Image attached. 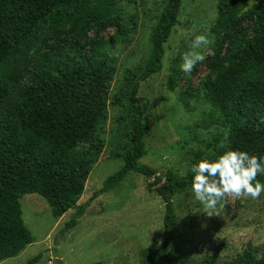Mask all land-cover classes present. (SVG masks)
<instances>
[{
    "label": "trees",
    "instance_id": "trees-1",
    "mask_svg": "<svg viewBox=\"0 0 264 264\" xmlns=\"http://www.w3.org/2000/svg\"><path fill=\"white\" fill-rule=\"evenodd\" d=\"M248 1H219L212 28L216 45L212 75L203 83L209 107L196 126L206 132L215 130L214 139L221 141L227 132L226 147L259 156L264 155V3L246 13L253 22V36L249 37L238 27ZM119 3L0 0V264L19 256L35 242L22 218L23 196H41L57 220L76 210L63 231L68 233L99 196L121 184L130 173L148 179L157 174L155 169L140 164L148 154L145 137L149 128L144 118L149 104L138 97L139 84L162 72L164 46L178 25L182 0L166 1L140 76L127 72L130 91L120 101L129 105L132 145L123 157V167L90 200L78 206L105 147L97 133L108 119L110 92L119 64L111 49L120 44L128 50L138 33V19H125ZM104 23L115 27V35L86 48L84 42L92 41L87 31L93 24ZM44 33L63 37L26 66L33 44ZM24 71L27 80L6 92L14 75ZM180 79L178 71L170 75V92H176ZM186 106L190 108V104ZM190 177V171L184 177L170 173L156 189L165 206L162 255L156 258L150 250H144L142 264H182L172 250L180 224L173 199L191 189ZM257 178L262 180V176ZM41 260L39 254L26 264H39ZM218 262L219 253H215L207 263ZM225 264H264V252L259 254L250 247Z\"/></svg>",
    "mask_w": 264,
    "mask_h": 264
},
{
    "label": "rangeland",
    "instance_id": "rangeland-1",
    "mask_svg": "<svg viewBox=\"0 0 264 264\" xmlns=\"http://www.w3.org/2000/svg\"><path fill=\"white\" fill-rule=\"evenodd\" d=\"M167 0H119L121 15L125 19H138V33L133 45L125 50L116 45L111 53L118 57V72L111 88L108 119L97 137L105 147L99 162L92 170L85 193L78 206L85 204L99 192L106 180L118 173L124 165L123 157L131 148L129 105L120 97L130 91L127 72L140 76L151 54V35L165 8ZM220 0H182L178 25L165 44L162 72L139 84L138 97L149 104L144 123L149 132L145 137L147 156L142 166L156 170L153 178L130 173L124 181L99 196L87 209L76 227L63 233L76 210L63 218L53 217L48 203L37 194L20 199L22 218L35 242L19 256L1 264H26L42 254L39 264H142L141 253L150 250L156 258L162 255L163 221L165 206L156 194L165 178L174 173L180 177L188 174L193 163L202 155H212L219 139L215 130L206 132L196 124L208 110L203 83L212 75L216 45L212 28L218 17ZM264 0H249L244 5L243 20L239 24L249 37L252 24L246 13ZM93 24L87 31L90 47L101 40L112 38L116 29L112 25ZM205 34L211 41L205 59L198 62L192 72L180 70L181 54L189 50L194 35ZM62 34L44 33L35 41L26 66L51 50L62 39ZM73 35H69L72 39ZM175 71L181 74L176 92H170L168 81ZM26 71L15 74L8 90L27 80ZM190 104V108L186 104ZM197 129V130H196ZM183 173V174H181ZM264 181V176H262ZM264 197V193L261 194ZM225 206L218 215L207 217L188 190L173 199L179 228L173 252L182 264H208V259L219 253L218 264H225L247 248L264 252V198L244 200L226 197ZM219 249V250H218Z\"/></svg>",
    "mask_w": 264,
    "mask_h": 264
},
{
    "label": "clouds",
    "instance_id": "clouds-1",
    "mask_svg": "<svg viewBox=\"0 0 264 264\" xmlns=\"http://www.w3.org/2000/svg\"><path fill=\"white\" fill-rule=\"evenodd\" d=\"M210 43L207 35H194L189 50L181 54L180 70L192 72L194 66L205 59L204 53ZM227 139L225 132L217 153L201 157L189 169L192 198L207 217L218 215L229 195L244 200L264 198L261 195L264 193V181L257 178L264 176V155L226 147Z\"/></svg>",
    "mask_w": 264,
    "mask_h": 264
},
{
    "label": "water",
    "instance_id": "water-1",
    "mask_svg": "<svg viewBox=\"0 0 264 264\" xmlns=\"http://www.w3.org/2000/svg\"><path fill=\"white\" fill-rule=\"evenodd\" d=\"M57 263H58V264H61V261H60V260H57Z\"/></svg>",
    "mask_w": 264,
    "mask_h": 264
}]
</instances>
